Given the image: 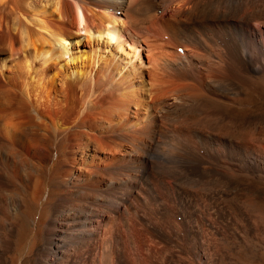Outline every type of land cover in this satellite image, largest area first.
<instances>
[{
	"label": "bare ground",
	"instance_id": "bare-ground-1",
	"mask_svg": "<svg viewBox=\"0 0 264 264\" xmlns=\"http://www.w3.org/2000/svg\"><path fill=\"white\" fill-rule=\"evenodd\" d=\"M255 83L264 0H0V264H177L181 234L192 264H231L263 242L227 180L264 181V138L229 111Z\"/></svg>",
	"mask_w": 264,
	"mask_h": 264
},
{
	"label": "rangeland",
	"instance_id": "rangeland-1",
	"mask_svg": "<svg viewBox=\"0 0 264 264\" xmlns=\"http://www.w3.org/2000/svg\"><path fill=\"white\" fill-rule=\"evenodd\" d=\"M177 50L181 51V47H179ZM254 85L255 86L252 85L244 89V92L241 97V104L235 107H231L229 111L232 114H235L238 116H246V117L253 119L252 122L256 125V129H255L253 138L252 137L251 138L254 139L255 137L256 140L255 139L254 140L256 142L258 141L260 142V140L257 137H261L262 139L264 138V85L259 84V83H255ZM227 180H228V183H230L231 193L229 195L231 196V199L237 202L239 201L242 204V207L245 204H249L245 206L246 209L249 208V210L250 209L252 210V206L255 207V209L258 208V210H260L259 213L261 212L260 214L264 216V181L263 180L259 178H255V177L246 176V175L229 176ZM229 195L228 196L225 195L226 197L224 195L223 196L221 195L222 199L220 197V200H222L221 201L222 204L223 202L225 204L228 203L227 199L230 198ZM256 211L253 212L251 222H253L252 224L254 225V227L256 226V228L263 230L264 229V217H261V216L258 217L259 213H257ZM230 214H232L231 216H233V220L230 221V223H232L231 225H234V226L237 224L238 226L243 225V221L238 219V217H235L236 215L234 216V214L231 211H230ZM254 215L257 218L255 217L254 219ZM212 217L210 215L208 219L209 222L211 221L210 223L213 224V226L219 227L217 226L218 223L216 222V220L213 219ZM206 228H207L206 226H203V229H202L203 233H205ZM221 228L222 226L220 225V227L218 228L219 231L223 230ZM180 236L181 237L177 238L178 240L175 246H172V248L174 247L173 248L175 252L174 256L178 260L177 264H181V263L186 264L187 261H189V264H192L193 257H194L192 254H191L192 256L187 254V258L189 259L188 260L186 259V254L184 253L182 254L179 252L182 248H186V245L190 243L189 240H186L187 242L185 244L183 241L184 240L183 235L181 234ZM33 237H34V232L30 230V232L29 231L27 232L25 236V240L27 241L32 240ZM237 241L238 240H236L235 241L236 244L235 243L232 244L231 247L230 246L228 248L223 247V250H224L223 252L226 251L224 255L227 254L226 256L230 260L231 264H264V241L262 242L261 240H258L257 238H254V239L252 238L251 241L249 242L248 241H242V242L238 241L237 243ZM134 250L130 248V254L132 255L133 264H136L137 260L145 264L144 260L139 254L136 255L137 257L134 256V254L136 253V249ZM13 257H14V260L12 264H34V260H35L34 255L28 251H25L23 248L15 250ZM180 258L181 260H179Z\"/></svg>",
	"mask_w": 264,
	"mask_h": 264
}]
</instances>
